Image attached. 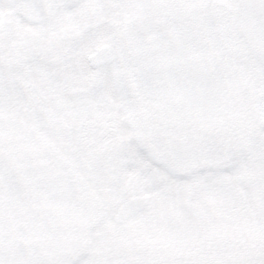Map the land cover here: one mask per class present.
<instances>
[{"label":"snow or ice","instance_id":"obj_1","mask_svg":"<svg viewBox=\"0 0 264 264\" xmlns=\"http://www.w3.org/2000/svg\"><path fill=\"white\" fill-rule=\"evenodd\" d=\"M0 264H264V0H0Z\"/></svg>","mask_w":264,"mask_h":264}]
</instances>
